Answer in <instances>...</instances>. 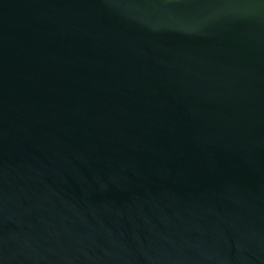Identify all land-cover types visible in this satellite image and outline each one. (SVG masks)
<instances>
[{
	"label": "water",
	"instance_id": "water-1",
	"mask_svg": "<svg viewBox=\"0 0 264 264\" xmlns=\"http://www.w3.org/2000/svg\"><path fill=\"white\" fill-rule=\"evenodd\" d=\"M0 264H264V0H0Z\"/></svg>",
	"mask_w": 264,
	"mask_h": 264
}]
</instances>
